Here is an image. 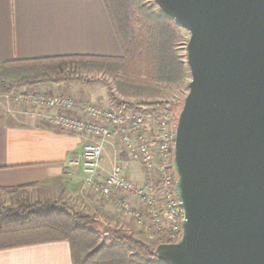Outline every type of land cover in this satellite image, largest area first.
Here are the masks:
<instances>
[{
    "label": "water",
    "instance_id": "1",
    "mask_svg": "<svg viewBox=\"0 0 264 264\" xmlns=\"http://www.w3.org/2000/svg\"><path fill=\"white\" fill-rule=\"evenodd\" d=\"M186 29L191 80L172 168L181 238L166 264H264V0H154Z\"/></svg>",
    "mask_w": 264,
    "mask_h": 264
},
{
    "label": "crops",
    "instance_id": "2",
    "mask_svg": "<svg viewBox=\"0 0 264 264\" xmlns=\"http://www.w3.org/2000/svg\"><path fill=\"white\" fill-rule=\"evenodd\" d=\"M122 55L102 0H0V65L62 56L119 58ZM30 88L36 94L68 97L76 104H106L102 96L92 94L87 83H47ZM136 113L127 111L121 114L122 119H130L137 116ZM59 116L86 117L79 107L74 110L30 105L19 107L6 95H0V190L27 185L38 188L55 183L68 184L75 190L81 188L79 182L83 181V175L80 170L69 168L68 161L94 138L57 128L51 120ZM114 150L111 143L104 146L101 177L118 161ZM124 160L127 175L137 184L155 179H151L139 161ZM89 195V200H95L103 210L106 207V211L112 209L113 198H101L91 191ZM94 196L97 198L93 199ZM126 199L132 209L148 217V209L136 197L128 195ZM128 227L131 233L132 224ZM151 239H155L154 236ZM0 264L73 263L69 243L60 241L0 250Z\"/></svg>",
    "mask_w": 264,
    "mask_h": 264
},
{
    "label": "trees",
    "instance_id": "3",
    "mask_svg": "<svg viewBox=\"0 0 264 264\" xmlns=\"http://www.w3.org/2000/svg\"><path fill=\"white\" fill-rule=\"evenodd\" d=\"M123 55L119 58L62 56L11 61L0 65V95L39 84L87 83L76 70L108 68L120 84L161 92L162 84L178 83L183 64L173 56L176 38L169 17L145 0H102ZM154 5L155 2H154ZM124 114L130 110H169L167 102L128 103L111 96ZM182 107V106H181ZM180 113V112H179ZM174 178L175 177V173ZM35 185L2 191L17 192ZM66 241L73 264H166L155 246L136 240L122 230H110L95 217L41 202L22 203L0 211V250ZM175 242H169L171 244Z\"/></svg>",
    "mask_w": 264,
    "mask_h": 264
},
{
    "label": "built area",
    "instance_id": "4",
    "mask_svg": "<svg viewBox=\"0 0 264 264\" xmlns=\"http://www.w3.org/2000/svg\"><path fill=\"white\" fill-rule=\"evenodd\" d=\"M17 106L78 107L84 119L53 117L51 122L59 129L81 135H90L94 141L83 145L82 151L68 161L69 168L78 169L84 185L95 195L113 198V204L136 224L152 232L159 243L177 242L181 238L184 213L177 198L173 174V155L176 124L168 111L144 110L130 119H122L120 110L92 102L76 104L68 97L45 96L32 91H13L6 95ZM113 144L121 149L125 159L137 160L151 175V182L137 184L127 175L126 160H118L101 177L104 146ZM133 195L148 209V217L133 210L126 196ZM152 236V237H153Z\"/></svg>",
    "mask_w": 264,
    "mask_h": 264
},
{
    "label": "rangeland",
    "instance_id": "5",
    "mask_svg": "<svg viewBox=\"0 0 264 264\" xmlns=\"http://www.w3.org/2000/svg\"><path fill=\"white\" fill-rule=\"evenodd\" d=\"M145 1L150 6L154 7L159 13L158 7L154 5V0ZM169 22L170 27L174 31L176 37L173 40V44H171L173 52L175 53L173 56L178 59L177 61L179 63L183 64V73L181 75V80L178 83L162 84L161 92L150 93L144 91L141 88L139 89V87L131 88V86L120 84V82L116 79L115 74L112 73L108 68L76 70L78 74L88 80L87 84L92 88V94L94 95L96 93V97L102 96L104 102L106 103L105 105L102 104L103 107L108 108L112 106L115 110L118 109L115 103L112 101L111 96L120 101L128 103L147 104L154 102H167L170 104V107L169 110L165 111H168L172 116L173 121H175V124L177 123V117L181 110L183 101L188 94V84L191 80L189 68L186 61V45L190 38V34L186 29L175 23L170 18ZM30 87L31 86H25L26 89L24 87H21L14 91H31ZM130 111H136V114L139 115L144 110L139 109ZM120 151L121 149L115 146L114 152H116L118 160H122L125 158L124 154L120 153ZM139 168L140 167H138V169ZM81 178L82 177H80V179ZM80 179L78 181H80ZM79 183L81 188L76 190L68 187V184L64 183H62L63 185L60 183H55L50 186L28 188L17 192L0 190V211L15 208L17 205L22 203L41 202L53 206L55 205L64 210L73 211L100 219V221L104 224V226H106L107 229L122 230L123 232L132 235L136 240L143 242L149 246H155L158 244L159 240L155 236V239H151V236H153L152 232H149L147 231V229L137 225L132 217L124 214V212L117 209L115 205H112V209L106 211V209H108L107 207L103 210L98 206V203L95 200H92L91 202V196L89 195L90 191L88 187L84 185V182L82 180ZM95 198L97 197L94 196L93 199ZM130 223L133 226V232L131 231V233H129L130 228L128 227Z\"/></svg>",
    "mask_w": 264,
    "mask_h": 264
}]
</instances>
